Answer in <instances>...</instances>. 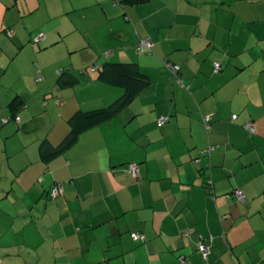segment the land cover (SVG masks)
<instances>
[{
	"label": "crops",
	"instance_id": "crops-1",
	"mask_svg": "<svg viewBox=\"0 0 264 264\" xmlns=\"http://www.w3.org/2000/svg\"><path fill=\"white\" fill-rule=\"evenodd\" d=\"M89 7L121 22L94 45L87 17L67 16ZM63 15L66 34L40 23ZM39 34V48L67 44L50 64L29 69L33 83L0 92L8 101L0 151L13 157L0 164V264H175L182 254L189 264H264V0H0L1 46L2 37L23 47ZM146 37L151 51H138ZM87 45L110 49L109 61L137 62L153 83L118 117L43 161L41 143L57 145L77 110L122 93L98 73L56 86L58 69L74 68L72 54ZM164 60L181 67L179 76ZM56 184L63 193L53 198ZM201 234L211 237L206 257Z\"/></svg>",
	"mask_w": 264,
	"mask_h": 264
},
{
	"label": "trees",
	"instance_id": "trees-1",
	"mask_svg": "<svg viewBox=\"0 0 264 264\" xmlns=\"http://www.w3.org/2000/svg\"><path fill=\"white\" fill-rule=\"evenodd\" d=\"M147 0H120L121 3H129L131 5L134 4H141L146 2ZM39 36V35H38ZM36 36V38L38 37ZM146 37L144 39H140L135 45V48L138 51L141 52H150L153 46L150 47H141L140 42L142 40H146ZM39 39V38H38ZM37 39V40H38ZM151 39V38H150ZM152 41V40H151ZM110 53H106V56H109ZM164 67L169 70L174 75H178L180 73L181 67L170 61V60H164L163 61ZM92 71L98 70L97 79L116 88H121L122 93L120 96H118L115 100H113L111 103L107 104L106 106L94 108L90 110H77L69 119L70 122V130L67 133V135L57 144L53 145L52 143H48L46 141H43L40 145V157L43 161H50L51 159L55 158L56 156L60 155L62 152L70 148L73 144L77 142L80 135L95 126H98L100 124H103L105 122H108L116 117L119 116V114L128 108V106L132 103V101L140 95L142 92H144L148 87L151 86L153 83V79L145 72H143L137 62H118V61H106L102 65L97 66L93 65L91 67ZM89 70V68H87ZM85 69L83 72L89 73V71ZM81 81V78L75 74V70L72 67H61L58 69V79L56 86L57 87H71L75 86ZM19 117V119H17ZM11 118H14L15 120L19 121L20 116L17 114V112H14V115L11 116ZM162 117L158 119V122L160 124L166 123L169 120V117H167V120L165 122H160ZM204 124L207 127V124L204 119ZM248 128V126H247ZM250 131V129L248 128ZM254 131V130H253ZM252 132V131H250ZM215 147L213 146L207 151L204 152H211ZM199 159V158H198ZM130 171V167H129ZM131 172V171H130ZM212 181H208V186L211 187ZM60 186L59 184L54 185L51 190L50 194L53 198L61 195L59 193L58 195H53L52 190L54 187ZM211 190V189H210ZM240 189L235 190V194L237 195V191ZM238 196V195H237ZM239 199V197H238ZM241 200V199H239ZM242 201V200H241ZM133 233H131L132 236ZM139 237L137 239L144 240L145 236L141 235L140 233ZM133 238V236H132ZM211 237H205L203 234L200 235L199 241H198V250L201 251L200 246L201 245H208L206 244V241L210 239ZM134 239V238H133ZM134 239V240H137ZM202 253V251H201ZM175 264H189V259L184 254L179 255L177 261Z\"/></svg>",
	"mask_w": 264,
	"mask_h": 264
},
{
	"label": "rangeland",
	"instance_id": "rangeland-1",
	"mask_svg": "<svg viewBox=\"0 0 264 264\" xmlns=\"http://www.w3.org/2000/svg\"><path fill=\"white\" fill-rule=\"evenodd\" d=\"M80 1L83 2L84 4L89 2V0H80ZM44 9L45 7L43 6V11H45ZM77 12L79 11L70 12L69 14H67V16L75 17L78 14L80 15V17H84V16L87 17L86 23L84 24H86L87 27L90 26L91 28H93L94 37L93 38L91 37L90 39V42L91 43L93 42L92 43L93 45H94V40L97 42L101 41L102 39L101 36L103 32H105L106 30L107 31L110 30V28H118V25H120L121 23L119 18H113L112 20L111 19L105 20L101 14L104 12L99 10V8L97 7H89L86 9L85 13L83 12L77 13ZM67 16L63 15L59 18L49 20L46 23L42 21H40V23L43 24V27L48 32L55 33V31L60 32V30H62V32L63 33L65 32L64 34H66V31L68 30L69 27L67 26V23H63V20H66ZM92 20H94V22H92ZM84 24H80V25H84ZM60 25L62 27H59ZM77 32L79 33V31ZM6 35L8 36V34ZM41 35L43 34H39L38 38L42 37ZM76 35L78 36L79 34ZM75 40H79V39H75ZM2 41L4 42V47L0 45V92L4 91L5 87L8 85H13L15 87H19V86L23 87L26 84H28V82L33 83L32 79L31 78L29 79L28 77V75L31 76V71H29V69L32 67L35 68L36 70H39L40 65L42 66L43 64H50L52 61L55 60V58L60 57V55H63V51L66 48L65 45L67 44L66 40L63 38L60 42L52 45L51 48H46V49L39 48L40 42L39 40H37L36 35H34V37L31 38V41H29V45L23 47L21 46L14 47V45L11 43L9 44V42H7L4 37H2ZM68 41L71 42L72 37L69 36ZM117 41H119V44L125 43L123 41H120V38L114 39L115 43ZM7 43L9 44V46ZM87 46L72 54L73 55L72 59L73 62L75 63L74 65L75 74H77L81 78V80L83 78L88 79L87 76H89L90 73H92V75L93 74L96 75L98 73V70L92 71L91 67L93 65L100 66L104 62L109 61L107 60L109 56H106V53H109L111 51L110 49L108 50V48L101 45L99 46L96 45L95 47L92 46L87 47ZM5 48H8V51L11 53H6ZM130 49L136 53V49L134 48H130ZM116 51H118L117 48ZM90 53L95 58V60L91 61V63H89L90 62L89 59L88 60L86 59L87 56L90 55ZM87 68H89V70ZM85 69H87L89 73H87V71L84 73L83 70ZM35 80L37 81V77H35ZM80 93L82 97H85L87 95L84 88H81ZM7 103L8 101L5 100L3 93H0V108L5 106ZM25 112H26V108L21 109L19 111L20 115L24 114ZM235 116H237V114H235ZM3 118L6 119L7 117L3 116L2 119ZM14 121L15 120H13V122ZM20 135L21 134H17L18 137ZM12 159H13L12 156L8 158V155L5 150L0 151V164L2 165V167H5L6 165L10 164Z\"/></svg>",
	"mask_w": 264,
	"mask_h": 264
},
{
	"label": "built area",
	"instance_id": "built-area-1",
	"mask_svg": "<svg viewBox=\"0 0 264 264\" xmlns=\"http://www.w3.org/2000/svg\"><path fill=\"white\" fill-rule=\"evenodd\" d=\"M37 39H38V37H37ZM151 45H152V41H151L150 38H147L146 40H142L140 42V46L141 47H150ZM215 69L216 70L221 69V65L219 63H215ZM234 117H236V116L234 115ZM17 119H19V117H17ZM166 120H167V117H162L160 122H165ZM205 122L207 124V128H209V122H210V117L209 116L205 117ZM248 128L250 129V131L253 132L254 129L251 126H248ZM136 170H137L136 165L131 164L130 165V171L133 172V173H136ZM62 191H63L62 187L56 186V187L53 188L52 194L53 195H58ZM237 195H238L239 199H241L242 201L245 200L244 194H243V192L241 190L237 191ZM132 236H133L134 239H137L139 237V234L138 233H133ZM200 249L203 252L204 256L206 257V255L208 253V247L206 245H201Z\"/></svg>",
	"mask_w": 264,
	"mask_h": 264
}]
</instances>
